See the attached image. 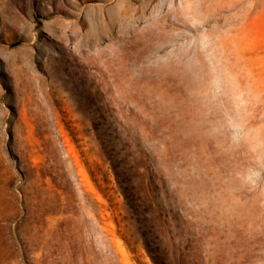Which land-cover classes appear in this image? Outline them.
<instances>
[{
    "label": "rangeland",
    "instance_id": "obj_1",
    "mask_svg": "<svg viewBox=\"0 0 264 264\" xmlns=\"http://www.w3.org/2000/svg\"><path fill=\"white\" fill-rule=\"evenodd\" d=\"M0 264H264V0H0Z\"/></svg>",
    "mask_w": 264,
    "mask_h": 264
}]
</instances>
